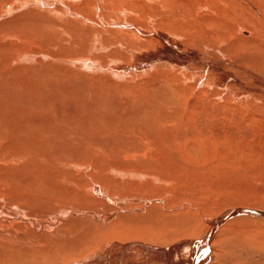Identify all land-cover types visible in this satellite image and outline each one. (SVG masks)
Instances as JSON below:
<instances>
[{"label": "bare ground", "instance_id": "obj_1", "mask_svg": "<svg viewBox=\"0 0 264 264\" xmlns=\"http://www.w3.org/2000/svg\"><path fill=\"white\" fill-rule=\"evenodd\" d=\"M98 2L91 4L97 8ZM207 2L214 5L209 10ZM242 2L127 5L122 10L126 19L114 23L98 14L103 21L97 24L99 30L109 35L96 46L111 50L108 57L91 56L90 47V55H69L63 49L38 58L36 46V51L32 45L23 51L10 39L19 41L33 32L40 33L44 43L57 44L58 37L44 31L54 22L37 18L41 12L37 16L36 11L37 17L4 20L9 7L15 10L14 1L0 0V264H68L86 256L74 264H110L111 250L127 244H103V239H121L139 229L149 232L148 217L153 221L162 210L178 205L182 182L192 183L182 177L180 153L226 140L227 109L236 96L248 92L239 77L253 75L243 64L261 67L264 61L255 52L264 51L260 34L251 36L242 28ZM254 4L259 10L263 6ZM66 8L87 16L81 7ZM81 28L74 25L69 32L75 35ZM256 92L252 96L258 99ZM230 184L222 180L217 187ZM168 194L176 200H169ZM239 204L214 221L204 218L206 229L184 247L183 262V246L173 247L177 244L161 250L133 242L129 248L146 255L137 257V264H232L233 255L216 253L215 239L236 219L252 217L264 223V209ZM128 261L137 262L129 256Z\"/></svg>", "mask_w": 264, "mask_h": 264}, {"label": "rangeland", "instance_id": "obj_2", "mask_svg": "<svg viewBox=\"0 0 264 264\" xmlns=\"http://www.w3.org/2000/svg\"><path fill=\"white\" fill-rule=\"evenodd\" d=\"M13 1L14 3L12 7L14 6L15 10L11 11V8L9 7L8 15L5 17L6 19L3 17L4 20H7V18L11 19L12 16H18V15H21L19 16L20 18H25L26 16L30 17V15L37 17L39 15L38 13L41 12L37 18L41 20H48V21L54 22V24L46 25V27H44L45 28L44 31L46 33L48 32L47 34L54 33L56 37H58L56 39L57 44L53 42L44 43V40L42 41V36L40 35V33L36 36L35 35L32 36L33 32H31L32 34L27 33L25 37H23L19 41L17 40L19 39L17 37L15 39L14 38L10 39L11 41L18 42V44H20V46L23 47V51H25L26 48L28 49L29 48L28 46L32 45L30 47H32L33 49L36 48L38 51L37 55H39V57L36 55L38 58L43 57L42 55H40L41 53H43L44 55H48L49 53L50 54L52 53V55L63 53L64 52L63 49H65L68 52V54L72 53V54L77 55V54H80L81 51H84L85 55H90V51H91V56L93 57H96L95 55L108 57L111 50L97 49L98 46H96V45H99L100 41L103 42L104 38L102 37H108L109 35V32H105V31L101 32L99 30V26L97 24L103 21L100 20V18L98 17V14L106 15V19L108 20V22L110 21V23H114V21H119V19H126V15H124V12L122 10L127 5H133V4L135 5L137 3L138 4L144 3V4H148V6H156L158 4L159 5L162 4V0H156V1L155 0H148V1L146 0H134V1L133 0H122V2L121 0H99L100 2H98V0H92V1L86 0L88 5H86L87 3L85 2V0H75V1L74 0H63V2L62 0H56L57 2L55 3H52L51 0L50 1L46 0L47 2L43 0H34V1L33 0H13ZM37 1H40V2H37ZM109 1L110 2L112 1L113 3H110ZM255 1L257 4H259V2L263 4L260 10L256 6H254ZM65 2L66 4H64ZM93 2L94 3L98 2L99 7L97 8L93 7L94 6ZM28 4L32 5L34 9L32 8V6L30 7ZM58 5H60L59 7L62 6L61 8L64 7L63 9L64 13L63 11L57 10ZM66 5H68L69 8H72L71 5H73V8H76V9L80 7L83 8V10L87 13V16L75 14L72 12L70 13L69 9L67 8L65 9ZM109 5H111V7L113 8H110ZM206 5H207L205 7L206 10H209L210 7L214 6L212 2L211 3L207 2ZM22 6H24L25 9ZM35 6H37L38 8L37 7L35 8ZM39 6L40 7L43 6L45 11L44 9H41ZM100 6L103 8L101 9ZM53 8L57 11H55ZM242 8H243L242 9L243 15H246V18L242 19L246 23V25L242 23L245 25L242 27L243 30L249 33L251 32L250 35L251 36L254 35L255 37L257 35H258L257 37H259V34H260V37L258 40L260 41L259 43L263 45L264 35L262 34H264V18H263L264 17V0H253V1L249 0V2L248 0H243ZM47 10L48 12L51 11V14L50 12L47 13L46 12ZM33 11H36L34 13H36L37 16L34 15ZM76 15H78L79 17L82 16L81 18H83L86 21H84L83 19L79 18ZM58 16L59 17L61 16L63 20L66 19V21H63L62 18H59ZM71 16L73 17V19ZM133 16H136V14L134 13ZM69 17L71 18L69 19ZM82 21L84 24L82 23ZM77 22H79L80 24L78 23L79 25H77ZM88 22H90L91 26L93 25L95 29L91 27L90 23ZM85 23L88 25H86ZM74 25L79 26V28L82 27L81 28L82 30H80V32L75 35L69 32V28L74 27ZM87 26L90 27V29H87L88 28ZM93 29L96 31L99 30L100 33H95V32L91 33V31H94ZM87 30L89 31L87 32ZM18 32H23V31L21 30ZM22 34L24 35L25 33L23 32ZM71 35L73 38L74 36H76L75 37L76 39L75 38L73 39ZM80 35L82 36L83 39L81 38ZM98 35L100 38L97 37ZM61 36H63V38ZM66 37L68 39H64ZM71 38L72 40H70ZM98 39L100 40L98 41ZM79 40H80V44H79ZM58 41H59V44H58ZM74 42H75V47H73ZM39 43L40 44L42 43L43 45L42 44L40 45ZM76 43L78 45H76ZM66 44L70 46H67ZM33 46L34 47L36 46V47L34 48ZM76 46L77 47L80 46L79 48L81 47L82 48L81 49L78 48L79 50L78 49L74 50V48H77ZM93 46H96V49H94ZM90 47L92 48V50L90 49L89 51ZM49 49H50V52H49ZM192 49H195V48L192 47ZM255 52H257L258 55L262 56L263 57L262 59L264 60L263 50H256ZM243 63L244 62H242V64ZM111 64H113V62ZM261 64H262L261 67L259 66L260 63L250 64V65L245 64V63L243 64L244 66L247 65L248 67L246 66L245 68L253 73V75L243 73L241 77H239L242 79L241 81L244 82L243 83L244 86L248 88V92L249 91L250 92L249 94L248 92H246V94L243 93V94L236 96L235 101L232 103V106L230 107V108L233 107L232 108L233 110H231L230 108L227 109V116L225 117V126L227 129L226 140L222 143H218L215 145H209L210 147L204 144H201L203 146L199 147L198 145V148H196L195 151L194 149L184 150V152L182 151V153H180L181 158H182V163H183L182 166L183 167L187 166V169L185 167L181 168V174H183L182 177L184 178L189 177L190 179H192V183L189 184L188 182H182V185L185 183L184 184L185 186L183 185V187L180 183L179 188L180 187L182 188L178 189V193H180L179 197L180 198L183 197V198L180 199L178 197L177 202L178 201L179 202L176 203L178 205H175L174 207H171L164 211L162 210V214H160V216L158 215L157 218L152 217L154 222L152 221L151 217H148L147 224L149 226L148 225L147 226H148L149 232L146 229H139V230H136V233L129 232L130 235L124 238H121V239L117 238L115 240H110L112 237L105 238L103 239V244L108 243V242H113V241L114 243H119L121 245H126V244L128 245L129 243H133V242H139V243L141 242L143 244L150 246L151 248L161 249V250L162 248H165V247L168 248L170 246L177 244L176 246H173V247L183 246L181 247L182 249L180 250L181 254L179 258V260L183 262L182 257H185L184 247L187 246L189 241H194L193 239L201 237L203 232L206 229L207 225H205L206 222L204 221V218L208 219V221H214L215 219L225 215L226 211L229 208H231V206H236V205L238 206L239 203H240L239 207L243 205L247 207H255V208L258 207V208L264 209V113H263L264 103L262 102V98L264 97H261L262 95L264 96V94H262L264 92V83H263L264 82V70H262V72L261 70H257V68L264 69V65H263L264 61L263 63L261 62ZM75 66H80V65L78 64L74 65L73 68H75ZM109 75L113 76L111 72L109 73ZM256 76H259L263 80L259 81ZM138 81L139 80H136L135 82L133 81L134 83L132 84H136V82ZM255 90L257 91L256 97H258V99L253 98L252 96V93L255 94ZM230 112L232 115H230ZM222 180H224L225 182H229V184L230 183L231 184L227 185L226 187H222L223 189L220 187H217V184L221 182ZM208 186H214V188L208 187ZM186 187H188L187 190L185 189ZM215 187H217V189ZM175 197L176 196H173L170 194H168L167 196L169 200H172V199L176 200ZM163 213L165 214L163 215ZM164 216L170 217L171 219L170 218L166 219ZM160 217L161 218L164 217V218L161 219ZM164 219H166L167 221ZM157 221L158 223H156ZM178 221L179 222L183 221V222L177 225L173 224ZM153 224H155V226L157 224L156 226L157 228L155 226L151 227V225ZM160 224H162L163 226ZM158 226L161 228H158ZM150 227L154 229H151ZM139 231L140 233H138ZM244 235L246 236V238ZM183 241L185 243H183ZM127 245L123 247H119L120 248L119 250L116 248L111 250V253L108 254L109 255L108 259L110 260V264L112 263L113 264H117V263L126 264L127 262H131V261H128V256L135 259L137 261L136 264L138 262L140 263L137 257L139 256L142 257L143 255H139L141 253L139 252L136 253V251H134L135 249L129 248V245L128 246ZM214 248H215L214 250L216 251V253H218L219 255L222 254L221 256H223L224 254H228V253L231 256L233 255L232 258L234 259V261L232 264H264V223L260 221L259 219L252 218V217H243L240 219H236L233 222L229 223L226 226V228L223 230V232L217 237V239H215ZM121 250L123 251V253ZM92 253L95 254V252L93 251L90 253V255H92ZM145 256L146 255H144L142 258L143 259L146 258ZM86 257H84L83 259H85ZM170 257L166 259L169 260ZM174 258L175 257L173 256L171 260H173ZM83 259L81 260L83 261ZM77 260L78 259L74 261H70L68 262V264H72V263L74 264L77 262H81V260H78V261ZM181 262L179 261L180 264H182ZM54 264H58V263H54ZM127 264H130V263H127ZM132 264H135V263L132 262ZM165 264H167L166 261H165Z\"/></svg>", "mask_w": 264, "mask_h": 264}]
</instances>
